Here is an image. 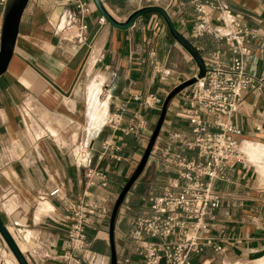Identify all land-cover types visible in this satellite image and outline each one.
Segmentation results:
<instances>
[{
    "label": "crops",
    "instance_id": "crops-1",
    "mask_svg": "<svg viewBox=\"0 0 264 264\" xmlns=\"http://www.w3.org/2000/svg\"><path fill=\"white\" fill-rule=\"evenodd\" d=\"M91 13L84 20L85 42H67L55 27L62 15L74 10L72 0H24L13 53L0 77V219L28 264H63L58 256L69 249L60 198L77 199L86 190L82 170L75 167L71 150L87 145L94 155L100 142L112 133L102 123L117 112L125 98L138 93H154L163 101L183 82L198 74L190 54L169 34L163 19L150 13L136 19L131 27L120 30L109 25L87 0ZM244 24L264 36V0H226ZM14 0H0V36L5 15ZM119 22L147 6H165L161 0H101ZM193 12L180 4L170 18L180 34L202 54L220 51L229 64L231 54L223 43L210 37L192 40L190 21ZM248 68L264 80V50L258 40L251 43ZM153 52L169 75L154 73L148 55ZM101 62L94 64L96 56ZM186 88L169 102L165 117L146 166L141 184L150 194L159 195L174 177L170 168L159 166L160 154L171 152L196 160L197 153L185 143L192 139L191 126L178 112L184 109ZM139 110L130 103L127 116ZM147 127L139 141H146L159 114L144 109ZM24 113V114H23ZM242 131L240 150L246 161L227 169L226 178L215 183L221 196L220 207L210 212L208 223L216 245L224 251L206 249L194 256L192 264L218 262L256 264L264 259V88L246 92L233 117ZM154 130V128H153ZM152 130V132H153ZM134 136L124 139L121 152L125 160L116 164L100 162L108 171L109 189H91V199L112 210L114 202L140 160L142 150ZM152 165V174L144 173ZM57 195H51L53 191ZM43 196L42 200L39 197ZM142 208L147 207L146 198ZM114 245L117 264L129 258L135 262V243L128 230L118 229ZM109 220L86 227L88 250L95 264H109ZM0 264H17L0 238Z\"/></svg>",
    "mask_w": 264,
    "mask_h": 264
},
{
    "label": "built area",
    "instance_id": "built-area-1",
    "mask_svg": "<svg viewBox=\"0 0 264 264\" xmlns=\"http://www.w3.org/2000/svg\"><path fill=\"white\" fill-rule=\"evenodd\" d=\"M72 1L74 10L61 16L55 30L67 42L83 44L87 30L84 20L91 13L90 5L87 0ZM161 1L168 14L180 4L190 7L193 12L189 19L191 39L210 37L223 43L232 56L227 64L220 51L201 55L205 75L188 87L184 109L177 114L191 126L192 139L185 147L195 151L197 159L189 160L169 148L161 152L159 166L170 168L175 176L168 179L161 194L146 197L147 207L132 219L128 230L129 238L135 243L134 264H192V258L206 249L215 254L224 251L211 236L208 217L221 204L215 183L225 180L227 169L246 161L240 150L243 134L233 117L243 102L244 93L264 88V80L248 68L251 43L258 40V51L263 52L264 36L259 37L255 30L249 29L242 15L232 12L226 0ZM196 50L201 53L200 49ZM102 58V55L96 56L93 63L101 62ZM148 60L152 71L162 79L169 75L153 52L149 53ZM163 102L154 93L125 98L121 108L102 123L112 133L100 142L95 163L87 145L72 148L74 165L84 173L86 190L77 199L60 198L64 208L61 226L69 242V249L58 256L63 264H95V256L88 250L86 227L92 222L109 220L111 213L91 199V189H109L108 171L99 164L123 162L124 139L134 136L139 141L146 131L147 122L139 110L158 114ZM130 103H136L139 110L127 116ZM57 194L56 190L51 193ZM42 199L43 196L39 197ZM132 262L127 258L123 264Z\"/></svg>",
    "mask_w": 264,
    "mask_h": 264
},
{
    "label": "water",
    "instance_id": "water-1",
    "mask_svg": "<svg viewBox=\"0 0 264 264\" xmlns=\"http://www.w3.org/2000/svg\"><path fill=\"white\" fill-rule=\"evenodd\" d=\"M24 3H25L24 0H14V2L9 7L3 21V26L0 36V77L5 74L13 53V49L15 46V41L18 33L19 23L25 5ZM92 3L95 6L96 10L99 12V14L109 25L120 30L128 29L129 27H131V25L136 19H138L143 15H147L150 13H155L159 15L163 19L168 29V32L172 36V38H174V40H176V42L190 54V56L192 57V59L194 60L195 64L198 67V74L194 78L187 80L182 84H180L179 86H177L176 88H174L165 98L159 114L158 121L149 138L145 153L142 159L140 160L137 168L135 169L129 180L126 182L125 186L122 188L121 192L119 193V195L117 196L114 202L108 223L109 224L108 244H109V264H117V257H116V251L114 245V229H115V223L118 212L121 209V206L123 205L125 198L128 195V192L136 183V181L139 179L140 175L142 174L146 166V163L152 152L155 141L158 137L160 128L162 126L165 117L166 108L169 102L182 90L188 88L193 83H195L197 79L203 78L205 75V67L200 54L197 52L194 46L180 34V30L173 25L169 14L162 7L147 6V7L139 8L133 13H131L130 16L124 22H119L107 11L101 0H92ZM0 238L3 240L8 250L11 252L17 264H28L22 253L19 251L12 236L5 228L1 219H0Z\"/></svg>",
    "mask_w": 264,
    "mask_h": 264
},
{
    "label": "rangeland",
    "instance_id": "rangeland-1",
    "mask_svg": "<svg viewBox=\"0 0 264 264\" xmlns=\"http://www.w3.org/2000/svg\"><path fill=\"white\" fill-rule=\"evenodd\" d=\"M156 124V123H155ZM154 128V126H153ZM151 132L152 133V130ZM150 136L148 137V139L146 141H138L139 144L142 143V145L140 146V149L142 150L141 155H140V160L142 159L148 141H149ZM139 160V161H140ZM152 165L149 167V169H147V171H145L144 173V178L146 177V175L149 176L152 174ZM141 177V176H140ZM139 177V179L136 181V183L133 185V187L130 189V191L128 192V195L125 198V201L123 203V205L121 206L120 211L121 214H119V223H118V229L122 232H125L129 229L130 227V223L132 221V219L141 212V210H143L142 206H143V200L150 194V189H149V185L146 184H141L140 182H142L143 179H141ZM222 262H218V264H221ZM225 264H234L233 262H224ZM201 264V263H200ZM237 264H256V261L253 262H249V263H243V262H238Z\"/></svg>",
    "mask_w": 264,
    "mask_h": 264
},
{
    "label": "bare ground",
    "instance_id": "bare-ground-1",
    "mask_svg": "<svg viewBox=\"0 0 264 264\" xmlns=\"http://www.w3.org/2000/svg\"><path fill=\"white\" fill-rule=\"evenodd\" d=\"M257 264H264V259L259 261Z\"/></svg>",
    "mask_w": 264,
    "mask_h": 264
}]
</instances>
